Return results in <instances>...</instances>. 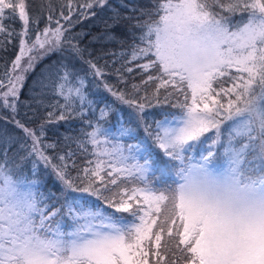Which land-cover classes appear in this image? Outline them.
Here are the masks:
<instances>
[{
    "label": "snow or ice",
    "instance_id": "1",
    "mask_svg": "<svg viewBox=\"0 0 264 264\" xmlns=\"http://www.w3.org/2000/svg\"><path fill=\"white\" fill-rule=\"evenodd\" d=\"M108 3L87 0L81 12L95 15L94 9L103 10ZM153 3L152 9L139 11L140 15L157 14L155 21L123 17L136 19L134 27L143 30L140 44L133 45L125 64L148 58L136 68L157 74L148 75L142 83L158 81L155 104L171 103L177 111L165 112L161 119L152 117L149 124L145 108L153 107L151 102L125 99L123 92L105 85L116 99L134 109L129 124L134 117L146 124L142 138L133 128L124 127L123 120L113 132L106 126L109 106L105 104L96 116L95 102L84 92V78L60 62L52 73L59 81L56 94L65 101L57 121L71 117L77 104L76 115L82 122L86 111L91 113L87 127L92 130L82 133L84 139L77 141V147L87 152L91 146L93 159L80 167L72 151L50 156L47 150L56 145L42 142L43 124L37 136L15 121L31 139L30 147L17 149L27 153L20 159L35 160L31 177L23 172L14 175L8 155L14 138L0 140L5 145L0 152V264H264V0ZM69 8L71 13L70 3ZM6 10L11 11L10 18L18 10L27 30L30 16L25 0H0V19ZM236 14L241 19L233 23ZM61 16L70 22V15ZM118 18L117 11L114 19ZM66 31L63 26L46 27L43 41L37 35L34 47L38 45L44 55L60 50ZM70 52L80 57L82 50L73 45ZM20 60L17 56L14 70ZM32 60L29 57L25 72L33 67ZM88 64L94 76L103 75L96 64ZM22 80V76L10 80L0 96V106L13 114L17 84ZM131 87L139 92L140 85ZM173 95L177 99L170 101ZM48 115L51 118L53 113ZM226 121L231 126L225 142L221 127ZM124 138L137 142L125 143ZM197 144L206 147L194 155ZM220 149L226 162L214 167ZM154 151L162 154L160 160L150 159ZM53 159L59 163H52ZM38 162L52 169L59 193H45ZM157 172L171 177V183L157 184ZM257 194L260 199L254 198ZM91 197L112 211L94 207ZM65 216L70 220L67 229Z\"/></svg>",
    "mask_w": 264,
    "mask_h": 264
},
{
    "label": "trees",
    "instance_id": "2",
    "mask_svg": "<svg viewBox=\"0 0 264 264\" xmlns=\"http://www.w3.org/2000/svg\"><path fill=\"white\" fill-rule=\"evenodd\" d=\"M86 2L87 0H25L26 11L30 16L27 30L24 22L19 18L18 10L15 18H10L11 11L6 10L4 18L0 19V27L5 29L4 32H0V85L8 83L13 63L19 56L21 46H24L26 41H34L37 35L43 33L46 27L48 28L49 25L55 24L57 21H62L63 28L68 29L62 37L61 49L49 55L41 56L36 63H33L28 76L23 78L22 88L18 93L16 113L13 114L11 109L0 106V140L13 137L15 141L8 151L9 166L13 167L14 175L23 172L31 177L32 164L35 160V157L20 159L26 157L27 153L26 151L17 152V149L20 145H24L25 148L30 147L31 139L26 137L23 130L17 127L16 120L24 124L25 127L34 130L37 136L40 135V126L43 124L44 136L42 142L56 145L55 149L47 150L48 155H64L68 151H72L75 163L80 167H87V162L93 159L90 154L92 151L91 146H87V152L77 147V141L84 139L82 133L92 130L87 127V121L92 119L91 113L86 111L82 122V119L76 115V112L79 111L77 104L76 112L71 117L64 121H57V117L62 111L60 105H63L65 101L56 94L59 81L58 77L52 75V73L60 62L67 63L76 76L84 78V92L89 100L95 102L96 116H99V109L104 107L105 104L109 106L106 126L110 127L113 132L120 127L123 120L124 127L133 128L135 135L142 138L146 135V124L139 117H134V122L129 124L128 117L130 113L134 112V109L116 99L111 92L107 91L105 85L111 87L113 92H123L125 99H136L145 104L151 102L154 106L145 108V112L148 114L145 119L149 124L152 123V117L161 119L163 113L177 111L171 108V103L155 104L156 98L153 93L155 84L158 81L148 82L147 84L142 83V81L147 80L148 75L155 76L157 74L153 69L142 72L139 68H136V65L146 63L148 58L125 64V61L130 59L133 45L140 44L138 37L143 30L134 27L137 23L136 19L127 20L123 17H138L140 22L157 20L159 18L157 14L150 12L146 15H140L139 11L140 9H152L154 7L153 0H109L108 7L103 10H93L95 15L89 12L82 14L80 6ZM160 2L162 0H155V4ZM133 9L136 11H133ZM117 11L120 18L114 19ZM61 13H63V16L70 15V22L65 21ZM50 15L52 17L51 22L48 20ZM224 15H227V13H224ZM240 19V14H236L232 22L236 23ZM25 31H27V34H25ZM73 45L82 50L80 57L71 55L70 49ZM122 52H126L128 55L121 56L120 53ZM88 61L96 64L102 70L103 75L94 76ZM126 67H132L133 72L128 73L125 70ZM117 69H120L119 75ZM120 77H123V81ZM72 79L74 82L75 77ZM132 84L140 85L139 92L132 89ZM227 86L225 84V87ZM1 89L2 87H0ZM2 95L0 93V96ZM164 95L165 92L161 89L159 98L163 100ZM140 97H146V99L141 100ZM176 99V95H173L170 101ZM49 113H53L51 118H49ZM65 114L67 115V112ZM66 137L69 139H66ZM124 142L134 143L137 141L124 138ZM4 147L5 145L0 143V152L3 151ZM161 156V153L154 151L150 159L160 160ZM0 159H2V156H0ZM52 163L58 164L59 161L53 159ZM16 165L20 166L19 171L16 170ZM38 173L45 193H59V181L51 168H45L43 162H38ZM71 174L75 176L76 171L72 170ZM155 178L157 184L171 183L172 180L171 177H161L159 172L155 174ZM104 194L108 195V193ZM90 199L94 207L101 206L105 207L106 211H112V209H107L103 201L94 197ZM51 202L55 203V200L53 199ZM69 226L70 220L65 216L64 227L67 229Z\"/></svg>",
    "mask_w": 264,
    "mask_h": 264
},
{
    "label": "rangeland",
    "instance_id": "3",
    "mask_svg": "<svg viewBox=\"0 0 264 264\" xmlns=\"http://www.w3.org/2000/svg\"><path fill=\"white\" fill-rule=\"evenodd\" d=\"M62 23L63 22L60 21L59 25L57 23H55V24L49 25L48 28L49 29H55L58 26H62ZM39 36H40V39L43 41V39H44L43 33H41ZM35 41H36V39L32 42L26 41L24 43V46H21L20 52H19V56L21 57V60L19 61L20 66H19V68H15V70H14V63H13V68H11V73H10L11 77H10L9 81L10 80L15 81V78L17 76H22L23 78H26L28 76L29 70L25 72L24 69L28 67L29 57L33 58L32 63H36L39 60V58L44 55L43 50L39 49L38 45H35V47H34ZM22 47L24 48L23 52L21 51ZM45 47L47 48V45ZM154 72H156V70H154ZM9 81L6 85L3 84L2 89L0 90V93L3 94L4 92H6L8 90V87L10 86ZM17 87L19 89V91H18V93H19L21 88H22L21 82L17 84ZM230 126H231V122L226 121L224 123V125L221 127V139H222V141H225V142L227 141ZM212 135L213 136L215 135L214 130H213ZM208 143H210V141H208ZM205 147H206V145L197 144L195 149H194V152L192 154L199 155L201 152L204 151ZM197 151H198V153H196ZM219 152H220V154L217 156V158L215 159V161L213 163L214 167H223L225 162H226V158L223 155V150L220 149ZM205 154H206V152H205Z\"/></svg>",
    "mask_w": 264,
    "mask_h": 264
},
{
    "label": "clouds",
    "instance_id": "4",
    "mask_svg": "<svg viewBox=\"0 0 264 264\" xmlns=\"http://www.w3.org/2000/svg\"><path fill=\"white\" fill-rule=\"evenodd\" d=\"M254 198H255V199H260V198H261V197H260V194H257ZM247 199H248L247 197L244 198L245 201H247Z\"/></svg>",
    "mask_w": 264,
    "mask_h": 264
}]
</instances>
